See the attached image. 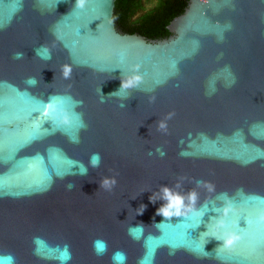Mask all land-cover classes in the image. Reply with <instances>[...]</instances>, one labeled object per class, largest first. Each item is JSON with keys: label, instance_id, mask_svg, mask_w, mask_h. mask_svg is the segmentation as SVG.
Segmentation results:
<instances>
[{"label": "water", "instance_id": "water-1", "mask_svg": "<svg viewBox=\"0 0 264 264\" xmlns=\"http://www.w3.org/2000/svg\"><path fill=\"white\" fill-rule=\"evenodd\" d=\"M115 1L0 0V254L58 264L66 243L67 264H114L117 250L126 264L152 253L150 264H264V0H189L158 40L118 31ZM41 45L51 59L36 56ZM136 65L139 85L111 94ZM50 96L86 127L54 121ZM93 153L100 166L81 175ZM161 186L195 190V211L158 215ZM140 223L135 239L128 228ZM226 233L239 237L231 247Z\"/></svg>", "mask_w": 264, "mask_h": 264}, {"label": "clouds", "instance_id": "clouds-1", "mask_svg": "<svg viewBox=\"0 0 264 264\" xmlns=\"http://www.w3.org/2000/svg\"><path fill=\"white\" fill-rule=\"evenodd\" d=\"M87 0H76L75 7L77 8H84ZM40 49H43V55L39 50H35L36 56H39L41 59H51V53L50 50L47 49L45 46L41 45ZM25 56L24 52H17L14 54L15 59H23ZM139 65L134 66L133 73L129 76H127L125 79L122 80L121 87L118 91L113 92L111 94L119 93L121 90H127L134 87H137L139 83L142 80V77L137 74ZM63 76L65 79H69L71 77L72 73V67L70 65H64L63 66ZM27 85L30 87H33L37 84L35 77H28L25 81ZM233 83L235 81L233 80ZM110 94V95H111ZM70 98V97H69ZM62 99V97H56V96H50L49 102L46 105V114L51 115V117L54 119V121L58 122L59 125L64 126H71L73 123V120L76 119L79 121V126L81 128L86 127V125L83 122L82 114L75 113L71 114L68 111L65 110L61 106L60 103L57 101ZM154 99V97L152 98ZM103 102V101H101ZM78 103H82L78 102ZM121 107H124L123 104L120 105ZM174 115V113H169L168 116L165 118L164 121L159 122V128L161 130L166 131L167 130V124L166 120L171 119V117ZM72 142L78 143L79 138L78 136L75 138H70ZM156 151L160 154L161 157H163L166 153H164L160 148H157ZM149 155H152L150 152ZM101 157L99 153H93L90 158L88 165H84L82 162L78 163L79 165V173L81 175H87L89 166L91 168H98L100 166ZM63 178V177H62ZM116 184L115 178H104L101 183L100 187H103L107 190H111L112 187H114ZM204 185L207 187L210 191L212 190V186L210 184H207L206 182L197 181V185ZM74 187V185L69 182L67 184V188L71 190ZM176 187H180L179 181L176 184ZM152 202H156L158 199L163 200L164 203L157 209V214L162 215L163 217L169 219L173 217H184L187 216L190 212L195 211V205L198 200V193L195 190H192L187 193V195H182L179 192L173 191L168 186H161L158 192L153 193V196L150 197ZM141 211L138 212V214H142L144 211V206H141ZM234 208L232 207L231 203H226L225 206L222 208V213L226 217L230 212H233ZM264 219V217H262ZM160 224V223H159ZM156 224V225H159ZM144 224L140 223L137 224L135 227L132 225L128 228V234L132 236L135 239H139V237L144 232ZM217 228H223L225 227V223L223 220H220L218 224L216 225ZM239 237L235 235L234 233H226L223 237V246L224 247H231L236 240H238ZM33 243H34V254L39 255L40 253V247L44 245L45 241L42 237L36 236L33 237ZM58 248H61L62 251L60 252L59 256L56 257L58 260V264H67L69 260H71L72 255L70 251V246L68 244H63L62 246H57ZM93 250L97 256H102L108 251V244L107 241L103 239H96L93 241ZM169 255H175V249H171L169 251ZM154 259V253L146 255L145 257L141 258L138 261V264H146V262H151V260ZM112 260L114 264H126L127 255L122 250H117L112 255ZM0 264H16V257L14 254L7 252L0 254Z\"/></svg>", "mask_w": 264, "mask_h": 264}, {"label": "trees", "instance_id": "trees-1", "mask_svg": "<svg viewBox=\"0 0 264 264\" xmlns=\"http://www.w3.org/2000/svg\"><path fill=\"white\" fill-rule=\"evenodd\" d=\"M189 0H116L114 21L122 33H138L147 39L172 35L171 21L183 14Z\"/></svg>", "mask_w": 264, "mask_h": 264}]
</instances>
